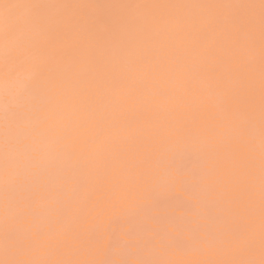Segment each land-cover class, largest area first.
Returning <instances> with one entry per match:
<instances>
[{"label": "rangeland", "instance_id": "rangeland-1", "mask_svg": "<svg viewBox=\"0 0 264 264\" xmlns=\"http://www.w3.org/2000/svg\"><path fill=\"white\" fill-rule=\"evenodd\" d=\"M0 264H264V0H0Z\"/></svg>", "mask_w": 264, "mask_h": 264}, {"label": "bare ground", "instance_id": "bare-ground-1", "mask_svg": "<svg viewBox=\"0 0 264 264\" xmlns=\"http://www.w3.org/2000/svg\"><path fill=\"white\" fill-rule=\"evenodd\" d=\"M205 61H206V60H205ZM222 63H223V62H222ZM222 63H221V64H222ZM203 66H204V64H203ZM203 66H202V68H203ZM184 67H185V66H184ZM178 68H179V67H178ZM181 68H182V67H181ZM153 71H154V70H153ZM148 75H149V74H148ZM152 75H153V74H152ZM222 75H223V74H222ZM149 77H150V76H149ZM177 77H178V76H177ZM153 80H154V79H153ZM220 82H221V81H220ZM220 82H219V83H220ZM221 83H222V82H221ZM221 83H220V84H221ZM148 84H149V83H148ZM216 84H218V81L216 82ZM220 84H218L219 87H220ZM164 87H165V86H164ZM216 87H217V85H216ZM217 88H218V87H217ZM188 89L190 90V88H188ZM169 90H170V89H169ZM181 90H182V89H181ZM183 90H184V89H183ZM189 90H188V91H189ZM162 91H163V90H162ZM188 91H187V92H188ZM189 92H190V91H189ZM190 93H191V92H190ZM192 93H193V92H192ZM194 93H196V92H194ZM197 93H201V92H197ZM197 93L194 94V96L197 95ZM203 93H205V92H203ZM203 93H202V94H203ZM208 93H209V92H208ZM208 93H206V95H207ZM177 94H179V93L177 92ZM181 94H182V93H181ZM185 94H186V93H185ZM187 94H188V93H187ZM209 94H210V93H209ZM192 95H193V94H192ZM177 96H178V95H177ZM184 96H185V97H184V101H185V99L187 100V98H186L187 96H188V97H191L190 95H184ZM197 96H199V95H197ZM197 96H196V98H193V99H195V101H197V102L199 101V100H197V99H199L200 97H202V98H201L202 100L206 97V96L203 97L204 94H203L202 96H199V98H198ZM181 97H182V96H181ZM192 97H193V96H192ZM172 99H173V98H172ZM176 99H177V98H176ZM188 99H189V98H188ZM193 99L190 98V100H193ZM178 100H181V99L178 98ZM202 100H201V101H202ZM171 101H172V100H171ZM173 101H174V100H173ZM173 101H172V104H173ZM184 101H181V102L178 101V102L181 104V103H184ZM178 102H176V103L178 104ZM191 102H192V101H189L191 107H193L194 105H196V104H194V105L192 106V105H191ZM197 102H194V100H193L192 103H197ZM203 102H204V100H203ZM185 103H186V101H185ZM229 103H230V102H229ZM229 103H228V104H229ZM172 104H170V105H171V106L176 105V104H173V105H172ZM183 105H184V104H183ZM198 105H200V104H198ZM168 106H169V105H168ZM176 106H177V105H176ZM179 106H180V105H178V107H179ZM185 106H186V107H183L182 104H181V107L183 108V110H181V111H183V113H184V109H185V108H186V112H187V107H188L189 105L186 104ZM190 106H189L188 108H190ZM160 107H161V106H160ZM181 107H180V109H181ZM195 107H197V106H195ZM195 107H193L194 110H193L192 108H190V109L188 110L187 117L189 116V113H190V111H192V110H193V111H197V112L200 114V111H198V110H201V109H202L203 114H205V113H204L205 111H203V108L200 109V108L197 107V108H198V110H197V108H195ZM200 107H201V106H200ZM228 107H230V106H228ZM173 108H174L173 111H172V110L169 111V109H168V112H167V113H170L171 111H172V112L176 111V113H177V110H178L179 108L176 110L175 107H172L171 109H173ZM166 109H167V107H166ZM180 109H179V110H180ZM191 109H192V110H191ZM204 110H206V109L204 108ZM163 111H164V110H163ZM166 111H167V110H166ZM172 112H171V113H172ZM179 112H180V111H179ZM197 112H196V114H197ZM161 113H162V112H161ZM165 113H166V112H165ZM165 113H162V114H165ZM176 113L174 112V114H176ZM180 113H182V112H180ZM207 113H208V112H207ZM190 114L193 115V114H195V113L192 112V113H190ZM156 115H157V114H156ZM167 115H168V118H176L175 116H177L178 114L175 115V116H174L173 114H170L171 117H169V114H167ZM192 115H191V116H192ZM158 116H159V115H158ZM182 116H183V115H181V116L178 115V116H177V119H178V117H182ZM191 116H189V117H190L192 120H194V121H193V122H190V121H189L190 124H192V123H194V122H195V124H196V121H198V120L193 119V118H192L193 116H192V117H191ZM142 117H143V116H142ZM162 117H164V116H162ZM197 117H198V116L196 115V118H197ZM153 118H154V117H153ZM168 118H167V121H168ZM185 118H186V116H185ZM190 118H188V119H190ZM194 118H195V116H194ZM156 119H158V118H155V119H153V120H156ZM179 119H181V118H179ZM179 119H178V120H175V122H176V121H180L179 123L181 124V123H182L181 121L183 120V122H186V124L189 123V122L185 121L184 119H181V120H179ZM144 120H145V119H144ZM160 120H161V119H160ZM163 120H164V118H163ZM165 120H166V119H165ZM171 121H172V119H171ZM173 121H174V120H173ZM158 122H159V120H158ZM162 122H163V121H162ZM169 123H170V122H168V125H169ZM197 123H199V122H197ZM180 124H179V125H180ZM186 124H185V126H186ZM160 126H161V125H160ZM177 126H178V125H177ZM177 126L174 125V127H176V128H177ZM182 126H183V125H182ZM158 128H159V127H158ZM178 129H179V127H178ZM161 131H163V130H161ZM164 131H165V130H164ZM164 131H163V132H164ZM163 132H162V133H163ZM152 137H153V134H152V136L150 137V139H151ZM135 140H136V139H135ZM135 140H134V141H135ZM160 142H161V141H160ZM132 143H135V142H132ZM137 143H138V142H137ZM161 143H163V142H161ZM161 143H160V146H163L164 149H165L166 143L164 142L165 144H163V145H161ZM217 145H218V144H217ZM160 146H159V148H160ZM201 147H202V146H201ZM156 148H157V147H156ZM156 148H155L154 152L156 151ZM160 149H163V148L161 147ZM160 149L157 148L158 151H160ZM164 149H163V150H164ZM150 150H152V149H150ZM158 151H157V152H158ZM157 152H156V153H157ZM156 153H155V154H156ZM155 154H153V155H155ZM158 158H159V157H158ZM161 160H162V159H161Z\"/></svg>", "mask_w": 264, "mask_h": 264}]
</instances>
